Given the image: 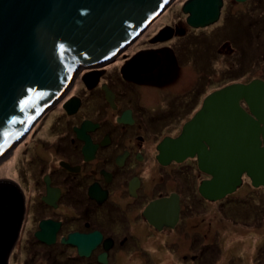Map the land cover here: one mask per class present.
<instances>
[{
    "label": "flooded vegetation",
    "instance_id": "flooded-vegetation-1",
    "mask_svg": "<svg viewBox=\"0 0 264 264\" xmlns=\"http://www.w3.org/2000/svg\"><path fill=\"white\" fill-rule=\"evenodd\" d=\"M259 1L246 0L244 2L255 5L236 12L242 2L230 0L226 4L223 0L221 11L224 8L225 15L214 33L197 34L209 26L192 28L186 23L185 14L184 24L181 21L166 24L153 33L147 26L108 60L78 66L68 86L10 148L9 154L27 158L25 164H20L16 176L2 178L11 181L22 195L24 215L18 238L22 235L26 245L57 246L53 249L56 255L64 256L60 260H68L69 264L138 260L147 254L146 241L158 242L160 247L168 243L166 250H170L172 256L181 248L184 252L188 250L190 255H180L182 260L207 264L215 249H219L221 233L225 234L218 224L225 220L224 213L232 210L240 227L264 225V187H254L244 177L241 186L246 183L247 189L242 197L230 198L237 188L220 200L210 201L199 193L201 182L210 176L199 170L197 157L182 161L171 159L166 164L158 159L161 143L167 138H177L204 99L219 89L204 91L207 84L200 74L195 75L191 86L179 85L180 80L191 77L189 70L194 71L193 65L188 67L183 59L188 52L196 50L197 42L217 35L218 30L226 35L219 41L220 47L236 46L228 42L229 34L236 26L241 29L239 23L245 17L250 23L245 21L246 25H257ZM232 19H236L235 24ZM167 27L172 36L155 41L158 32ZM248 35L247 44L240 46H254L253 33ZM199 49L203 67L207 69L209 56L218 50L211 51L208 44ZM144 51L159 56L156 68L149 73H123V67L131 58ZM237 53L235 66L240 65L242 56L246 57L244 50L237 49ZM237 78L227 84L249 82ZM170 85L174 90L168 89ZM169 198L173 201L178 198L176 222L171 226L164 223L170 208L164 205L154 213L160 227L150 224L145 216L147 207ZM241 209L244 213L247 209L253 211L252 217L245 213L239 219L237 213ZM198 213L204 220L208 217L207 227L214 224L218 229L214 231L213 227L209 232H201L200 225L193 223L194 214ZM42 221L51 222L44 230L45 236L56 226L51 244L36 235L41 232ZM168 222L171 223L170 218ZM95 232L101 238L88 256L80 255L76 246L62 241L73 233ZM190 240L196 242L190 244ZM159 241H164L163 245ZM193 245L197 246L193 248ZM258 245L251 262L264 264V246ZM190 247L194 251L189 250ZM29 254L32 258L36 252ZM103 256L105 263L100 261Z\"/></svg>",
    "mask_w": 264,
    "mask_h": 264
},
{
    "label": "water",
    "instance_id": "water-1",
    "mask_svg": "<svg viewBox=\"0 0 264 264\" xmlns=\"http://www.w3.org/2000/svg\"><path fill=\"white\" fill-rule=\"evenodd\" d=\"M172 1L0 0V161L68 86L78 66L108 60ZM222 6L223 0H185L181 10L186 23L197 29L217 22ZM171 36L167 27L154 40ZM159 63L158 55L144 51L133 56L122 72L149 73ZM159 149L163 164L197 157L199 170L210 176L201 182L199 193L210 201L234 193L244 177L252 186L264 187V80L231 83L211 92L181 134L167 138ZM164 205H170L164 223L176 222L178 198H169L147 207L150 224L160 227L154 213ZM22 214L21 193L11 181L0 179V264H8ZM50 224L42 221L36 234L47 244L55 237L56 226L44 235ZM100 238L96 232L73 233L62 241L88 256ZM100 261L105 263V257Z\"/></svg>",
    "mask_w": 264,
    "mask_h": 264
},
{
    "label": "rangeland",
    "instance_id": "rangeland-1",
    "mask_svg": "<svg viewBox=\"0 0 264 264\" xmlns=\"http://www.w3.org/2000/svg\"><path fill=\"white\" fill-rule=\"evenodd\" d=\"M185 0H174L169 6L158 16L156 17L148 26H150V32L153 33L154 31H157L159 28L166 24H172L174 22L181 21L183 24L185 23V14L181 10V6ZM254 1V0H253ZM230 0H226V4H229ZM261 3L258 4L259 9L257 11V25L256 26H249L250 23L248 20L243 18L239 25L241 26V29L236 26L234 32L232 34H229L228 42L236 44V46H233V48L228 46L220 47L219 41L224 40L226 38V35L222 34V31H216L217 35L213 34L208 39H205L204 41H201L199 38V42H197L196 50L193 53L188 52L187 58L183 59L184 63L186 62L187 66L193 65L194 71L189 70L191 73V77L187 79H183L179 81V85L185 84L186 86H191L194 80V77L196 74H200V77L203 76V79L205 83L207 84L206 87H204V91H211L214 88H220L224 85H226L228 82L230 83L231 80H234L235 77L237 79H241L242 81H251L253 79H262L264 80V14L262 12L264 11V0L259 1ZM253 3V2H252ZM255 5L247 2H242L237 6L236 12H243V10H247L249 6ZM224 11L223 8L221 11V16L217 22H215L213 25H210L208 28L204 29L203 31H198L197 34H208V32L211 31V33H214L212 31L217 30L220 24L223 22L224 18ZM245 21L249 23V25L245 24ZM232 24L236 23V19H232ZM248 33H253V42L255 43L254 46H240L247 44L249 40ZM205 44H208L211 48V51L218 50L217 53L212 54L209 56V67L205 69L203 67V61L202 56L200 54V49ZM171 45V43L169 44ZM223 45V44H222ZM235 52H234V50ZM237 49L244 50L246 53V57L242 56V61L239 66H235L238 63V60L236 59ZM250 52L252 55L250 56ZM237 53V54H235ZM239 56V55H238ZM237 56V58H238ZM252 57V61H251ZM250 59L247 60V59ZM172 59V58H171ZM236 60V61H235ZM175 61V60H174ZM250 62V63H249ZM183 64V62H180ZM207 75V76H206ZM206 78L208 80H206ZM170 90H174L172 88V85L169 86ZM9 154V156L5 157L3 160L0 161V179L2 178H13L16 176V173L18 172L20 164L23 162V164L26 163L25 158H22L21 154L17 155L15 154ZM16 159V160H15ZM245 181H248L247 179ZM246 184V183H245ZM240 186L238 191L234 193L230 198L234 197H242L245 193L244 186ZM239 199V198H237ZM240 200V199H239ZM238 200V201H239ZM234 206V205H233ZM245 208H248L246 206ZM211 209V208H210ZM251 209V208H250ZM197 210H201L198 208ZM207 212V210H205ZM253 211H249L248 209L245 211L247 215H250ZM244 210L241 209L237 213V217L239 219H242L244 216ZM249 213V214H248ZM207 214V213H206ZM225 220L223 223L218 222L222 226V232H225L224 236H222V233L219 237L221 240L217 247L219 249H215L216 253L214 255H211L209 257V260L207 264H236V262H242L243 264H253V255L255 254V246L257 244L258 247L264 246L262 243V240L264 239V225L262 223L254 225L250 227V225L242 226L240 227L238 225V219L234 218L232 215V210L227 211L224 213ZM22 214V220H23ZM207 216V215H206ZM252 217V215H250ZM204 216H200L198 214H194L193 223L199 224L201 227V232H209V230L213 227H215L213 230L215 231L218 229V226H215L214 224L208 225L209 223L208 217L205 218V220L202 218ZM256 221L257 219L254 218ZM202 221V222H201ZM22 224V221H21ZM203 232V233H204ZM210 235H213L212 232L209 233ZM194 236H196L194 232ZM222 236V237H221ZM24 237L18 238V241L15 242V245L13 247V250L10 254V257L8 259V264H69L70 261L68 260H60L61 256L56 255V250H53L55 247H43L42 245L30 243L29 245H26L25 242H23ZM170 241V240H167ZM163 245L164 241H159ZM185 242V241H184ZM196 242V240L191 241L190 244H193ZM187 246H188V242ZM184 245V243H183ZM166 247H160L158 242L149 241L144 243L145 251L147 254H144L142 258L136 260L134 259H123L121 261H118L116 264H197L194 262H188L185 260H182L180 255L184 253H188L190 255L189 251L184 252V250L181 248L178 250L176 254L173 256L171 255L170 250H166V248L169 246L163 245ZM191 246V245H190ZM197 245H193V248ZM192 247L189 248V250L194 251ZM36 252L35 255H33L32 258H30L29 253ZM68 258V256H67ZM189 258V257H188ZM65 261V262H63ZM252 261V262H251ZM201 262V260H200ZM71 263V262H70ZM202 264V262H201Z\"/></svg>",
    "mask_w": 264,
    "mask_h": 264
},
{
    "label": "bare ground",
    "instance_id": "bare-ground-1",
    "mask_svg": "<svg viewBox=\"0 0 264 264\" xmlns=\"http://www.w3.org/2000/svg\"><path fill=\"white\" fill-rule=\"evenodd\" d=\"M172 2H173V1H172ZM172 2H171V3H172ZM171 3H170V4H171ZM4 158H5V157H4ZM4 158H3V159H4ZM3 159H2V160H3Z\"/></svg>",
    "mask_w": 264,
    "mask_h": 264
}]
</instances>
